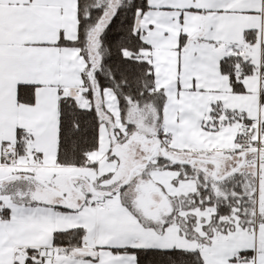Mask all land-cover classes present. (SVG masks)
Instances as JSON below:
<instances>
[{"label": "snow or ice", "instance_id": "1", "mask_svg": "<svg viewBox=\"0 0 264 264\" xmlns=\"http://www.w3.org/2000/svg\"><path fill=\"white\" fill-rule=\"evenodd\" d=\"M0 264H264V0H0Z\"/></svg>", "mask_w": 264, "mask_h": 264}]
</instances>
